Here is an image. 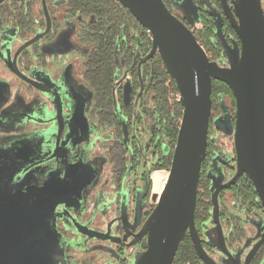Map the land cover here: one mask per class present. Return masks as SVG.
I'll list each match as a JSON object with an SVG mask.
<instances>
[{"label":"flooded vegetation","instance_id":"af4514ba","mask_svg":"<svg viewBox=\"0 0 264 264\" xmlns=\"http://www.w3.org/2000/svg\"><path fill=\"white\" fill-rule=\"evenodd\" d=\"M164 1L169 9L189 26L190 18L197 17L199 23L203 15L211 16L209 12L212 9L217 8L221 11L210 0H193L196 12L191 11L192 13H190V10H188V13L191 14L188 16L182 7L187 4V0ZM46 6L51 19L49 32H47L48 22L43 0H6L0 4V19L2 25L7 27L6 36L12 40L10 46L12 59L26 42L43 35L39 41L19 55L17 66L23 74L36 83L47 86L49 90L48 93H44L37 86L23 81L18 76L17 80L26 87H19L14 90L11 80H9V83H2L0 79L1 87L6 93H11V100L0 107V169L6 171L9 168H14L16 171L22 170L24 163H32L38 159L39 161L46 160L45 162L49 163L47 157L52 156L59 143L57 137L60 126L57 116H61L64 121L61 142L63 143L68 138V148L76 147V150L70 153V161L84 162L91 166L84 168V163L80 164L78 170L81 171L84 168L88 172L85 175L86 177L81 178V182L76 185L82 183L80 186L85 184H91L90 186H92L90 195L85 200L83 212L75 207L70 210L72 216H65L62 211L59 212V209L57 211L59 215L54 220V230L59 238L65 239V242H63L65 246L63 250L64 261L66 264H132L135 255L146 250L147 241L142 239L136 246L127 247L128 244L135 241L133 237H129L126 243H118L117 239H123L126 233L123 220H121L122 212H125L128 222L133 223L137 207L140 206L141 224L136 231L138 233L156 207V202L153 201L152 196L155 193L161 194L154 188L153 174L155 171L167 172V170L154 169V166L158 164L166 165L172 152L166 133L168 123L166 120L160 119L156 113L153 101L154 95L147 93V80L144 72L145 65L150 63L157 55L159 57L160 55L157 53L152 59L142 63V60L151 53L152 46L149 53H143L141 51L143 42L139 40L137 35L136 55L133 64L128 65L125 58L117 55L113 97L120 132L116 127L103 123V112L96 105V92L86 78L90 57L98 47L94 39L96 32L93 30L97 23H93L90 17L75 15L70 0H46ZM23 18H26V23L29 26H26L27 24L23 26V23H25ZM223 27L227 28L226 22ZM149 34L152 41L151 33L149 32ZM224 35L228 38L229 44L232 45V39H235V37L229 34ZM2 36L4 35L0 31V47L4 43L1 39ZM215 44L221 45L223 48L219 38ZM70 54L85 57L86 60L83 59L81 62L84 64L80 66L78 59L65 61V58L70 57ZM225 59L226 57L222 55L218 62L222 63ZM54 62L59 63L58 66H54ZM0 64L2 65L0 67L2 71L8 69L1 58ZM54 68L58 69L54 70ZM80 68H83L82 73L81 70L79 71ZM134 68H136L138 75L139 86L137 88ZM166 86L169 87V82L166 83ZM55 88L59 92L61 100V114H59V109L53 97V89ZM126 89L130 90L131 93L129 99H125ZM1 94L3 92H0ZM178 97L176 101L173 98L170 99L169 95L171 103L180 102L179 92ZM221 101L222 99L220 104ZM32 103H39L51 111L52 116L50 118L53 122L50 127H45V129H48L46 132L41 131V126H28L30 127L29 131L14 134L17 129L23 127L21 124L24 126L27 124L23 123L24 121H34V116L31 120L27 119L31 116L29 113L31 114L32 110H34V115L36 114L35 111L38 110V106L36 105L33 108ZM131 110L132 113H130ZM81 114L84 117L80 118ZM222 115L223 111L221 110L220 114L213 118L214 131L210 143L214 154H211L206 169L209 179L213 173L220 178L223 172L226 178L225 184L235 176L236 171L230 178H228L227 172L232 167L236 169V165L234 161L231 163L233 158H228L219 149L217 143V138L220 135L229 138L227 134L219 131L215 126V120ZM121 117L127 126V143L124 141ZM181 121L182 118L180 119V126ZM117 146H121L124 152L123 158L126 169L123 173L118 170L115 159L114 149ZM50 163L53 164V162ZM214 166L219 169L220 174L213 171ZM78 170L77 172H79ZM53 174L51 173L52 180ZM5 175H8V173ZM242 178L235 186H239ZM14 182L10 186L12 190L15 187ZM233 187L221 192L219 203L224 194L230 190L238 200V202L232 201L235 210L234 212H228V207L227 210L225 208L221 210L220 208L219 218L224 238L223 242L227 251L244 263L253 247L261 240L263 231L259 227L263 226L264 212L263 209H254L253 211L246 209L241 203L239 192L233 190ZM19 198L18 201L17 196L11 197L9 194H5L2 201L0 198V235L5 236L6 232H9L5 221L6 210L10 205L17 208L20 202L26 200L23 196H19ZM210 201L212 208L209 212V219L200 227L196 226L204 250L218 264H234L229 258V254H223L217 248L220 247V233L214 221L212 192ZM75 203L77 202L75 201ZM258 203L262 206L259 198ZM77 205L79 207V203ZM62 208L64 211L68 210L65 206ZM240 213L244 215L243 221H241L242 217L239 216ZM236 222L247 224L244 227L241 224L236 225ZM93 230L105 233L103 236L101 235L102 239L88 234ZM109 230L110 235L106 234ZM128 232H130V229ZM242 232L247 236L238 240L237 236ZM187 235H189V232H187ZM233 239L238 242L235 247L232 245ZM139 246H141L140 249H137ZM263 252L264 244L258 250L251 264H264V255L258 260Z\"/></svg>","mask_w":264,"mask_h":264},{"label":"water","instance_id":"95a60500","mask_svg":"<svg viewBox=\"0 0 264 264\" xmlns=\"http://www.w3.org/2000/svg\"><path fill=\"white\" fill-rule=\"evenodd\" d=\"M5 1L0 0V4ZM118 1L151 33L152 51L142 63L149 61L157 53L160 55L180 94L183 116L167 182L161 194L155 193L152 196L153 201L156 202L155 209L138 233L136 231L141 224L140 206L137 207L133 223L128 222L123 211L121 220L126 233L123 239L117 241L122 244L126 243L129 237H133L135 241L127 246L132 247L142 239H146V250L137 253L132 264H174L179 247L189 232L202 262L218 264L204 250L196 227L199 184L202 166L207 157L213 111L214 80L229 86L236 104L233 116L221 98L223 115L215 120L216 128L233 141L235 158L231 163L234 161L236 165L235 176L225 184L226 178L223 172L220 178L214 173L210 175L214 221L220 233L218 250L223 254H229L223 242L219 218V196L223 190L232 188L237 185L240 178L247 176L254 185L264 212V13L261 1L220 0L221 11L214 8L209 12L215 20L216 35L223 44L226 55L222 63L211 61L198 42L195 33L197 17L189 19V26L169 9L164 0ZM43 4L48 22L47 32H49L51 19L46 0H43ZM182 7L188 16L196 12L193 0H187V4ZM225 19L236 34V38L232 39V45L223 34ZM2 24L0 19V31L4 35L1 37L4 43L0 47V58L16 76L48 93L47 86L36 83L23 74L17 66L19 55L39 41L43 35L26 42L12 59L10 48L12 40L6 36L7 27ZM0 90L3 92L0 95L1 107L11 100V93H6L1 85ZM53 90V97L61 114L59 92L56 88ZM130 95V90L126 89L125 99H129ZM29 115L31 116L27 119L31 120L34 110ZM51 116H47L45 121L53 122ZM57 117L60 126L57 137L59 143L52 156L47 157L53 164L38 159L32 163H24L22 170L0 169L1 201L5 194L11 197L17 196L18 201L19 196L26 199L20 202L17 208L10 205L6 210L5 221L9 232L7 231L5 236L0 235V264H66L63 256L65 239L57 236L54 220L61 211L65 216L71 215L69 210L71 207L83 212L85 200L90 195L92 186L91 184L80 186L82 183L76 185L81 182V178L86 177L88 170L84 168L89 167L90 164L88 161L89 165L70 161V153L75 151L76 147L68 148V138L61 142L64 121L61 116ZM82 117L83 114L80 118ZM120 120L124 141L127 143V126L122 117ZM82 163L86 165L83 164L84 168L79 171ZM213 171L220 174L216 166ZM6 173L8 175H5ZM51 173H54L53 180ZM12 182L15 183L14 190L10 188ZM75 201L79 203V207ZM63 206L68 210L64 211ZM259 229L263 231L261 240L253 247L244 263L229 254L234 264L252 263L264 244V221ZM88 234L102 239L105 233L93 230ZM106 234L110 235V230Z\"/></svg>","mask_w":264,"mask_h":264},{"label":"trees","instance_id":"16d2710c","mask_svg":"<svg viewBox=\"0 0 264 264\" xmlns=\"http://www.w3.org/2000/svg\"><path fill=\"white\" fill-rule=\"evenodd\" d=\"M214 5L221 9L220 0H210ZM73 13L79 16L90 17L93 23H97L93 29L96 32L94 37L98 47L90 57L86 78L91 83L96 92V105L103 112V123L116 127L121 132L119 123L115 115V103L113 97L114 77L116 71L117 55L125 58L128 65L133 64L136 53L137 36L143 42L141 51L149 53L152 41L148 30H146L134 16L125 9L117 0H70ZM25 17V16H24ZM23 26H25L26 18H23ZM226 22L227 28L223 27V34L233 35L236 38L235 31ZM26 26H29L28 24ZM195 33L198 41H202L209 52L213 51L214 60H219L222 55L226 57L224 49L221 45H216L218 39L216 35L215 20L209 15H203L197 26ZM137 35V36H136ZM145 79L147 80V93L154 95V106L156 113L160 119L166 120L168 127L166 130L170 148L172 150L170 159L166 165L158 164L154 166L157 170H169L171 168L173 151L177 143L180 119L182 118L183 108L180 102L171 103L172 93L178 94L173 80L163 65L161 58L157 55L150 63L145 65ZM134 77L136 88L138 84L137 70L134 68ZM169 82V87L166 83ZM170 95V99H169ZM225 96L233 97L232 91L225 83L213 81V112L220 114V100ZM234 98V97H233ZM132 113V110L130 111ZM209 131V146L207 159L202 166V174L199 184L198 202L196 211V226L200 227L209 219V212L212 208L211 203V181L207 177V165L210 162L211 154H214L211 147V137L214 131L213 116L211 118ZM115 159L118 170L123 173L125 171L124 152L121 146L115 147ZM233 190L239 192L242 205L249 211L254 209H263L258 203V195L254 185L247 176H243L239 186L233 187ZM245 237L242 232L237 236L238 240ZM233 244L235 239L232 240ZM145 248L147 246L145 245ZM264 255V252L258 260ZM257 260V261H258ZM174 264H203L199 259L191 238L187 235L178 250Z\"/></svg>","mask_w":264,"mask_h":264},{"label":"rangeland","instance_id":"374dc122","mask_svg":"<svg viewBox=\"0 0 264 264\" xmlns=\"http://www.w3.org/2000/svg\"><path fill=\"white\" fill-rule=\"evenodd\" d=\"M198 42L203 46V48L207 52V54L210 57V59H214L215 56L213 54V51L209 52V50L205 47V44H203L202 41H198ZM72 59H75V60L78 59L80 61V63L78 62L80 64V66L84 64V63H81L82 60L83 59L86 60L85 57L83 58V57H81V56H79L77 54H70V57L65 58V61L72 60ZM214 61L216 62L217 60H214ZM1 64H0V67H2V65H3V64L2 65ZM58 64L59 63L54 62V66H58ZM57 69L58 68H54V70H57ZM79 71L82 73L83 72V68H80ZM0 79H1L2 83H5V82L6 83H9V80H11V85L13 86V89L14 90L16 88H19V87H21V88H25L26 87L25 85L23 86L17 80V76H15V74H13L9 69H4L2 71V69L0 68ZM233 97L231 98L230 96H225V97H223V101L225 102V106L230 110L231 114L234 116L235 115V111H236V104H235V98H233ZM172 98L177 101L178 98H179L178 97V94L172 93ZM32 105H33V108L36 105L38 106V110L35 111L36 112V114H35L36 116L34 115V117H35L34 118V121H30V122L29 121H24L23 123H27V124L25 126L23 124H21L23 127L20 128V129H17L14 132V134H19V133H22L24 131L25 132L26 131H29L30 127H28V126H31V127H40L41 126V131L42 132H46L48 130V129H45L46 126H49L50 127V124L52 122H46L45 120L47 119V116H50L52 114V112L49 111L48 109H46V107H44L43 105H40L39 103L38 104L32 103ZM218 115H219V113H217L216 111H214L212 113L213 118L217 117ZM217 143L219 145V149H221V151H223V153H225L228 156V158H230V159L235 158L234 144H233V141H231L230 138H227V136L220 135V137L217 138ZM168 171L169 170H167V172L166 171H163V172L167 173V175H168ZM235 171H236L235 167L230 168V170L227 172L228 173L227 174L228 175V178H230L231 176H233L234 173H235ZM167 179H168V176L166 178V181H167ZM166 181L164 182L163 188H164V186L166 184ZM232 201L238 202L237 198L235 197V194L233 192H230V190H228L227 193H225L224 196L220 200V208H221V210H223V208H225L227 210V207H228V212H234L235 209L232 206ZM72 208L73 207H71V209H69V210H72ZM240 214H239V216L242 217L241 221H243L244 220L243 219L244 218V215H242V214L240 215ZM235 224L236 225L237 224H241L242 226L246 227V224L247 223H244V222L237 223L236 222ZM246 236H247V234H245V238H246ZM241 243H242V241L240 242V244ZM237 244H238V242H235L234 243V247ZM140 247L141 246H139L137 249H140Z\"/></svg>","mask_w":264,"mask_h":264},{"label":"bare ground","instance_id":"6f19581e","mask_svg":"<svg viewBox=\"0 0 264 264\" xmlns=\"http://www.w3.org/2000/svg\"><path fill=\"white\" fill-rule=\"evenodd\" d=\"M167 176H168L167 173L163 171L154 172L153 180H154L155 190L162 193V190L164 189L163 185H164V182L166 181Z\"/></svg>","mask_w":264,"mask_h":264},{"label":"built area","instance_id":"2783aa9c","mask_svg":"<svg viewBox=\"0 0 264 264\" xmlns=\"http://www.w3.org/2000/svg\"><path fill=\"white\" fill-rule=\"evenodd\" d=\"M261 1V5H262V9H263V13H264V0H260Z\"/></svg>","mask_w":264,"mask_h":264}]
</instances>
